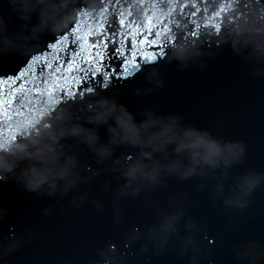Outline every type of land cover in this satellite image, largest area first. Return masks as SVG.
Masks as SVG:
<instances>
[{"label": "clouds", "instance_id": "obj_1", "mask_svg": "<svg viewBox=\"0 0 264 264\" xmlns=\"http://www.w3.org/2000/svg\"><path fill=\"white\" fill-rule=\"evenodd\" d=\"M6 2L11 14L0 13V58L9 54L26 58L46 43L45 37L63 39L67 31L75 34L74 24L85 17H106L112 7L136 23L142 24L146 12H150L157 23L170 18L175 26V31L165 34L168 43L163 55L158 60H145L140 67L145 83L133 85L132 95L150 96L165 87L160 60L165 64L175 62L177 71H203L207 60L214 58L225 44L234 56L250 66L249 78L264 77V0H206L204 4L187 0L196 12L203 8L212 13L199 19L198 28L217 17L215 30L200 28L199 39L177 36L178 32L189 30L188 24L173 11L174 7L180 9L185 0H158L155 4L151 0H126L123 5L115 0L114 6L109 0ZM13 14L19 23L10 29ZM209 40L211 44H207ZM104 80L108 81V75ZM107 87L106 83L99 89L86 87L78 94H68L63 102L58 95L42 96L11 122L13 131L0 136V200L5 196L4 185L11 182L15 190L52 199L54 204L40 209L46 217L56 210V203L60 204L62 215L73 208L83 211L86 203L102 211L103 202L91 193L95 178L110 173L123 180L114 191L109 180L100 185L105 194L113 193V224L119 226L124 222L121 200H135L142 195L150 202L147 211L154 216L153 222L143 227L132 224L122 241H105L95 249L93 257L82 262L66 257L55 264H134L132 254L126 251L132 245L143 241L135 252L137 259L149 250L152 256L160 257L168 251L173 238L180 242L177 255L186 258V264H201L202 257L210 253L199 239L206 224L186 217V209L194 201L186 199L187 192L169 191L157 205L151 194L167 188L170 177L177 181L198 178L202 181L196 184L198 191L208 187L206 182H213L208 189L211 199L239 213L249 206L254 193L264 187V171H232L248 156L245 141L224 138L227 127L235 121H218L209 128H199L183 123L179 114H159L155 104L133 113L119 102L122 88L117 86L111 95H105ZM136 116L142 119L138 122ZM101 128L106 140L101 139ZM119 148L124 151L117 156ZM64 200L67 204L61 203ZM7 219V208L0 206V225ZM45 234L43 230L33 232L28 227L9 226L7 232H0V264H10L14 253ZM80 250L77 247V252ZM232 259L234 264H264V241L249 239L236 245Z\"/></svg>", "mask_w": 264, "mask_h": 264}, {"label": "water", "instance_id": "obj_2", "mask_svg": "<svg viewBox=\"0 0 264 264\" xmlns=\"http://www.w3.org/2000/svg\"><path fill=\"white\" fill-rule=\"evenodd\" d=\"M120 2L123 5L126 0H120ZM157 2L158 0H151L153 4ZM198 2L204 4L206 0H198ZM109 4L114 6L115 0H109ZM108 11L111 14L106 17H85L78 24H74L72 27L75 29V34L71 31L63 33V36L68 39L63 45L64 51L57 53L62 69L61 74L72 77L78 82L72 83L70 80V87H64V81L59 80L55 88L48 86V92L33 91L32 104L34 105L42 96L49 95H58L63 102L69 92L75 95L86 87L99 89L105 83L108 87L104 90V94L111 95L113 89L120 86L122 91L119 102L127 105L129 111L133 113L141 107L155 104L159 114H179L183 117V123L199 128H209L218 121H235L227 127L224 138L245 141L248 156L232 171L242 172L249 168L264 171V77L249 78L247 72L250 66L234 56L230 46L225 44L214 58L207 60V67L203 71L194 68L182 72L177 71L175 62L165 64L163 60H160L165 87L150 96L132 95L130 89L133 85L145 83L143 73L139 71L140 67L145 60H158L163 55L162 50L166 49L168 43L164 38L165 34L175 31V26L170 23V18H162L157 23L152 14L146 12L144 22L137 23L140 26L137 40L151 42L139 44L133 56L131 33L136 31V27L121 28L118 22L120 14L113 11L112 7H109ZM173 11L189 26V30L177 33L179 38L199 39L200 28L215 30L213 25L217 17H213L206 25L197 27L201 17L210 16L212 13L211 11L205 12L203 8L196 12L195 8L188 5L187 0L180 9L174 7ZM193 12H196L195 16L192 15ZM0 13L11 14V8L6 0H0ZM12 19L13 24L9 25L10 29L18 26L19 23L14 14ZM219 19H223V14ZM33 21H35V16ZM125 21L127 23L134 19L125 16ZM148 23L155 26L151 29L144 27ZM101 25H103L102 28ZM81 31L90 34L88 39L94 46L93 57L96 51L104 53L103 57L92 65L100 68V71L95 74L85 75L83 71L63 72L73 52L79 51L80 42L76 41V34ZM193 33L196 35H192ZM60 40V36H47L45 37L46 43L26 58L22 59L13 54L0 58V81L11 79L10 84H0V96L6 95L9 88L14 91L21 85L33 88V84L29 82L32 76L37 77L36 83L43 90L45 86L42 81L47 78L49 72V69L44 67V61H38L35 65L37 70L44 69V77H39L38 72L30 76L25 70L33 62V57L50 56L53 51L51 45ZM121 40H123V56L116 52V49L121 46ZM207 44H211V41H207ZM96 45L100 47L97 48ZM129 60H133L135 66L124 71L127 66L126 61ZM80 64L84 68L89 67L83 61H80ZM21 73L24 75L22 76ZM104 73L108 74V81L104 80ZM11 108L14 110L11 122L29 110V106L25 105L19 108V112L15 111L17 109L15 102ZM141 119L142 117L136 116L138 122ZM11 122H6L3 117H0V136L13 131ZM100 135L102 140H106L104 128L100 129ZM121 151L124 149H117L116 155L118 156ZM104 180L111 182L113 191L118 184L123 183V180L114 178V175L110 173H104L95 178L91 195L103 202L102 211H97L86 203L83 211L73 208L62 215L59 211L60 204L56 203V210L50 217L44 216L40 209L54 204L52 199L15 190L11 182L4 185L5 196L0 200V206L7 208L8 219L0 225V232H7L9 226H24L33 232L43 230L46 233L43 238H38L34 243L14 253L9 258L10 264H55L57 260L66 257L82 262L93 257L95 249L102 246L105 241L109 239L116 242L122 241L124 233L130 229L132 224L143 227L153 222L154 216L147 211L150 202L145 201L142 195L135 200L130 197L121 200L124 222L115 226L112 221L113 193L110 191L105 194L100 189ZM200 182L202 181L198 178L190 181H177L174 177H170L167 188H161L158 192L151 194L152 201L159 205L164 200L166 192H187L186 199L194 201V205L186 209V217H193L198 223L206 224V230L199 239L207 245L210 254L202 257L201 264H234L232 252L236 245L249 239L264 241V187L254 193L247 208L236 213L224 208L219 200L211 199L208 189L213 182H206L208 187L203 191H198L196 184ZM61 203L67 204V200ZM140 243L143 241L126 250L132 254L134 264H146V261L147 264H186V258L181 259L177 255L180 242L175 238L169 245L168 251L160 257L152 256L149 250L137 259L135 252ZM77 247L81 249L79 252H77ZM149 257H151L150 260H148Z\"/></svg>", "mask_w": 264, "mask_h": 264}, {"label": "snow or ice", "instance_id": "obj_3", "mask_svg": "<svg viewBox=\"0 0 264 264\" xmlns=\"http://www.w3.org/2000/svg\"><path fill=\"white\" fill-rule=\"evenodd\" d=\"M195 13L193 12L192 15ZM219 15V13H217ZM119 25L121 28L128 27V26H135L136 31L131 33L132 40H131V46L133 49V56H135V50L138 48L139 44H145L150 43L151 41H145V40H137V36L140 33V26L137 25L135 21H128L126 23L125 21V15L123 13L119 16ZM155 25L152 23H148L144 25V27L151 29ZM101 28L103 25L100 26ZM89 33H85L81 31L80 33L76 34V41L80 42V48L79 51L73 52L71 60L67 61V68L63 69V72H72V71H83L85 75L88 73L95 74L96 72L100 71V68L93 67L92 65L101 59L104 55L103 52L96 51L95 56L92 55L93 50V44L89 42ZM159 35V33H157ZM67 37H64L60 41H58L56 44L51 45V48L53 49L50 56H38L33 57V62L29 65L28 69L25 71L32 75V73L38 72L39 77H44V69H36L35 65L38 61L43 60L44 61V67L49 69L47 78L43 79L44 89L41 90L39 84L36 83V76H32V78L29 80L30 83L33 84V88H26L24 85H21L19 88H16L14 91L13 89L9 88L8 93L4 96H0V117H3V120L6 122H11L12 119V112L14 111L11 108V105L15 102L17 104V109L15 111L19 112V108H22L25 105L30 106L32 103V93L33 91H43L48 92L49 88L48 86L51 85L52 88L56 87V84L59 80L64 81V87H70L69 81L71 80L72 83H77L78 81L72 77H69L67 75H62V69L60 67L59 58L57 57V53L64 51L63 45L67 41ZM74 41V43L76 42ZM121 46L116 49V52L123 56L124 48H123V40L120 42ZM106 46V45H105ZM96 47H100V45H96ZM80 61H83L84 63H87L89 67L84 68ZM126 67L124 71H127L129 68L135 66V62L133 60L126 61ZM23 76L24 73H21ZM104 77L107 76V73L103 74ZM10 84L11 79L9 81H0V84ZM50 94V93H49ZM70 94V92H69Z\"/></svg>", "mask_w": 264, "mask_h": 264}]
</instances>
